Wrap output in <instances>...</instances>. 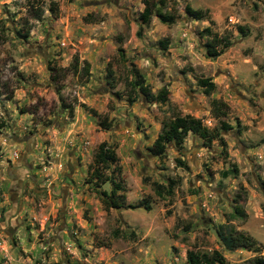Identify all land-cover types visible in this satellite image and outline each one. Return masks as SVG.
I'll return each mask as SVG.
<instances>
[{"label":"rangeland","instance_id":"rangeland-1","mask_svg":"<svg viewBox=\"0 0 264 264\" xmlns=\"http://www.w3.org/2000/svg\"><path fill=\"white\" fill-rule=\"evenodd\" d=\"M186 1L206 17L191 19L183 0L162 6L170 24L151 15L146 26L140 0H0V264H186L187 249L217 250L223 264L264 255V0ZM207 25L229 39L212 59L199 34ZM131 69L152 93L165 86L166 102L140 93L128 102ZM199 77L214 83L210 94ZM213 99L224 116L213 115ZM174 114L210 129L228 123L223 145L187 133L180 149L152 155ZM101 141L115 146L126 201L146 199L149 210L103 205L88 175ZM168 180L171 194L157 196L151 183ZM236 195L242 219L229 217ZM219 224L261 248L224 249Z\"/></svg>","mask_w":264,"mask_h":264},{"label":"trees","instance_id":"trees-1","mask_svg":"<svg viewBox=\"0 0 264 264\" xmlns=\"http://www.w3.org/2000/svg\"><path fill=\"white\" fill-rule=\"evenodd\" d=\"M183 11L193 20H200L206 17L205 11L200 9L192 8L186 0H183ZM143 5L142 10L138 14V22L142 25H147L151 15H155L158 20L163 24H170L175 16L173 12L162 11V6L165 5L166 0H140ZM50 9L55 10V3L50 1ZM41 15L36 14L37 18ZM238 31L243 32V28L238 26ZM141 27L139 26L136 34H140ZM27 32V30L25 31ZM199 34L201 36L208 37L207 41L203 44L204 54L207 58H215L220 55L222 49L229 44L227 36H217L210 26L203 27ZM161 48H165L167 40L162 39L159 41ZM131 78H125V86L127 87V101H134L138 93H140L146 100L154 101L159 104H163L167 100V89L165 86L160 87L155 93H152L147 84H145L144 78L141 73L136 70H129ZM111 73L107 72V76ZM196 84L202 88V92L205 95L210 94L214 89V83L207 77H199L196 79ZM223 104L218 100L213 99L211 101V110L215 117L224 116L225 110L222 108ZM72 109L69 107V113ZM89 111L99 118L92 109ZM219 125L214 128H207L199 118L193 117L189 114H174L167 121H162L160 129L152 140L151 145L148 147L149 152L154 156H162L164 154L165 145L171 143L177 149H180L183 143V139L187 133L196 135L202 140L204 146H209L213 140H217L220 145H223L222 138L219 135V130L226 131L230 129V125L224 121H219ZM98 124L103 128L107 129L109 124L106 123L105 119H100ZM1 126V125H0ZM175 162L178 166H184V162L176 158ZM117 156L115 153V146L111 142L101 141L95 148L91 163L89 165L88 175L91 180V184L94 187L95 192L99 196V199L106 208H137L142 207L145 210H149V202L146 199H141L137 203H129L126 201L123 185L121 180L118 178L119 167L116 165ZM231 170L226 169L221 171V176H227ZM115 171V172H114ZM90 182V181H89ZM107 183L109 190L106 191L102 188V185ZM173 181L163 185L161 183L152 182L153 191L157 196L170 195L172 192ZM240 197L236 195L233 198L231 205V218H244L245 213L239 202ZM215 234L220 241V244L226 250H233L235 248H244L257 252L261 245H259L250 235L244 232L234 229L228 224H219L215 227ZM185 263L186 264H223L224 259L217 250H211L210 252H200L197 250L187 249L185 251ZM244 264H264V255L253 256L246 260Z\"/></svg>","mask_w":264,"mask_h":264}]
</instances>
